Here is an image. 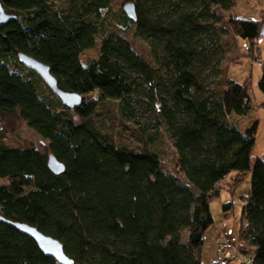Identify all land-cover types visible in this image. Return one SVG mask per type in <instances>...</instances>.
<instances>
[{
  "label": "trees",
  "instance_id": "trees-1",
  "mask_svg": "<svg viewBox=\"0 0 264 264\" xmlns=\"http://www.w3.org/2000/svg\"><path fill=\"white\" fill-rule=\"evenodd\" d=\"M0 2L16 17L0 26V115L17 114L48 142L45 152L11 147L0 130V180H10L0 186L1 217L60 241L73 264H203L211 203L223 189L234 194L250 173L240 236L220 234L215 243L234 244V262L264 264V160L252 162L259 122L233 123L253 108L250 79L237 83L221 69L227 33L216 9L230 11L233 0L129 1L137 21L114 15L111 0H69L60 9L50 0ZM115 22L148 44L151 61L109 32ZM228 26L255 51L264 19L230 16ZM97 46V58L83 63ZM20 53L48 65L61 90L82 96L81 106L66 107ZM110 102L133 119V103H148L155 135L163 128L173 142V173L150 147L155 135L140 129L143 144L128 147L101 129L99 112ZM50 155L63 173L49 169ZM233 210L232 202L223 205L225 218ZM0 264L59 263L0 222Z\"/></svg>",
  "mask_w": 264,
  "mask_h": 264
},
{
  "label": "rangeland",
  "instance_id": "rangeland-1",
  "mask_svg": "<svg viewBox=\"0 0 264 264\" xmlns=\"http://www.w3.org/2000/svg\"><path fill=\"white\" fill-rule=\"evenodd\" d=\"M56 9L64 7L69 0H50ZM133 0H111L110 6L114 15L123 11L124 5ZM234 7L230 11L216 9L223 21L219 28L224 29L225 36L221 37L222 44L226 47L225 59L221 64V69L227 71L228 78L237 83L244 84L250 81V96L252 99V110L245 116L238 117L244 129L249 128L252 123L258 121L259 129L256 137V144L253 151V160H264V108L260 107L264 102V95L259 89V82L262 78V64L264 62V38H260L255 51L252 52L250 43L247 40L237 38L230 30L228 23L230 16L241 19L263 20L264 19V0H233ZM110 33L120 34L127 39L133 48L144 59L151 61V52L147 43L135 39L133 29L122 31L115 22L109 30ZM99 45V44H98ZM98 56V46L96 49L85 52L81 60L87 63ZM137 98H135L136 100ZM135 105L137 117L133 119L130 114L126 116L121 113L119 102H110L106 108L99 112L98 125L104 132H108L118 145L136 147L143 144L140 139V129H144V137L150 138L155 135L157 117L154 110L148 103ZM160 134L154 136L150 147L158 152L163 161L164 170L173 173L175 168V152L173 142L169 133L163 128H158ZM0 130L6 137V143L11 147L34 146L41 152H45L48 142L41 138L34 130L30 129L17 114L0 115ZM236 173L229 176L227 183H231ZM252 176L247 173L243 176L240 184L237 185L234 194L227 189H223L220 197L211 203V212L215 224L207 232L205 237V252L202 260L203 264H239L233 260H225L223 255L217 251L216 238L224 234L225 238L237 241L242 228V208L245 204L244 198L249 194ZM9 179L0 180V186L8 185ZM234 204L233 213L225 218L223 205ZM248 249V248H244Z\"/></svg>",
  "mask_w": 264,
  "mask_h": 264
},
{
  "label": "water",
  "instance_id": "water-1",
  "mask_svg": "<svg viewBox=\"0 0 264 264\" xmlns=\"http://www.w3.org/2000/svg\"><path fill=\"white\" fill-rule=\"evenodd\" d=\"M123 11L125 14L133 21H137L136 8L134 3L127 2ZM16 19L15 16L6 13L2 3L0 2V26H4L11 21ZM264 38V31L261 34ZM20 63L28 69L35 71L43 81L48 85V87L56 94L58 99L68 108L74 109L81 106L83 98L78 93L66 92L58 87V82L56 78L51 74L50 67L34 57L20 53L18 55ZM48 167L54 174H61L65 171V166L63 163L57 160L54 155H50L48 158ZM0 222L9 225L20 233L33 239L40 251L47 257L53 258L59 264H73L71 260L64 252V247L62 243L52 237L46 236L34 227H31L25 223L12 222L6 220L0 216Z\"/></svg>",
  "mask_w": 264,
  "mask_h": 264
},
{
  "label": "built area",
  "instance_id": "built-area-1",
  "mask_svg": "<svg viewBox=\"0 0 264 264\" xmlns=\"http://www.w3.org/2000/svg\"><path fill=\"white\" fill-rule=\"evenodd\" d=\"M217 243V251L223 255L225 260H231V258L235 257V253L237 254V247L231 242H227L223 239H219L216 241Z\"/></svg>",
  "mask_w": 264,
  "mask_h": 264
},
{
  "label": "crops",
  "instance_id": "crops-1",
  "mask_svg": "<svg viewBox=\"0 0 264 264\" xmlns=\"http://www.w3.org/2000/svg\"><path fill=\"white\" fill-rule=\"evenodd\" d=\"M233 123L236 124V125H238V127H240L241 129H244V126L240 123L239 119L234 120ZM252 155H253V153H252ZM255 161L256 160H253V158H252V162L254 163Z\"/></svg>",
  "mask_w": 264,
  "mask_h": 264
}]
</instances>
